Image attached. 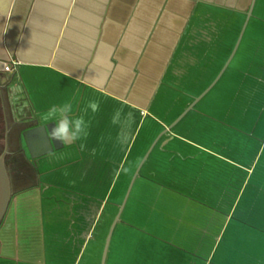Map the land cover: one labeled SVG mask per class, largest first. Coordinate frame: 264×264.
Listing matches in <instances>:
<instances>
[{
  "label": "crops",
  "instance_id": "1",
  "mask_svg": "<svg viewBox=\"0 0 264 264\" xmlns=\"http://www.w3.org/2000/svg\"><path fill=\"white\" fill-rule=\"evenodd\" d=\"M65 101L87 136L31 157ZM0 105V264H101L117 214L102 264H264V0H0Z\"/></svg>",
  "mask_w": 264,
  "mask_h": 264
},
{
  "label": "clouds",
  "instance_id": "2",
  "mask_svg": "<svg viewBox=\"0 0 264 264\" xmlns=\"http://www.w3.org/2000/svg\"><path fill=\"white\" fill-rule=\"evenodd\" d=\"M88 108L93 113L99 111V101L93 100L88 104ZM73 105L65 101L59 106H53L46 112L40 114V119L45 124L52 122L55 126L51 130V135L54 139L62 143H72L84 139L88 134L89 121H86L83 116H73ZM134 122V116L131 112L125 114L123 109H117L113 115L112 123L121 127V132L118 134L117 141L124 144L128 141L131 125ZM83 149L84 145H80Z\"/></svg>",
  "mask_w": 264,
  "mask_h": 264
},
{
  "label": "water",
  "instance_id": "3",
  "mask_svg": "<svg viewBox=\"0 0 264 264\" xmlns=\"http://www.w3.org/2000/svg\"><path fill=\"white\" fill-rule=\"evenodd\" d=\"M249 13H250V10L247 12V16L249 15ZM233 51H234V49L231 51L230 56L232 55ZM230 56H229V58H230ZM219 74H220V72L218 73V75ZM218 75L215 77V79L218 77ZM212 83H210V85ZM208 87H206L199 95L195 96L193 98V100L189 103V105L183 110L182 113H184L187 109H189L195 103V101L208 89ZM181 114L176 119H178L181 116ZM54 126L55 125L52 123L47 124V125L38 124V125L32 126L30 128H27L21 132V135L24 139V142H25V144L29 150L31 157H36V156H39L41 154L47 153V152L51 151L53 148L59 147L62 144V142L54 139L51 135V130L54 128ZM5 133H6V131H5ZM4 141L5 142H4L3 149H2V151H0V223H1L2 218L6 212L7 206H8L9 201H10V197L12 195L11 179H10L9 172H8V169H7L6 164H5V154L7 153V143H6V140H4ZM136 173H137V170L135 171V174ZM117 218H118V214L115 216V218L111 224V227L108 231V235L106 237V241H105L104 249H103L102 263H103V259L105 256L106 247H107L108 239L110 236V232H111L112 226H113L114 222L117 220Z\"/></svg>",
  "mask_w": 264,
  "mask_h": 264
},
{
  "label": "rangeland",
  "instance_id": "4",
  "mask_svg": "<svg viewBox=\"0 0 264 264\" xmlns=\"http://www.w3.org/2000/svg\"><path fill=\"white\" fill-rule=\"evenodd\" d=\"M4 121V114H3V108H1V105H0V144L1 142H3V137H4V134H5V122ZM9 156L7 154H5V158H8ZM10 159V157H9ZM9 165L12 166L13 163L9 161Z\"/></svg>",
  "mask_w": 264,
  "mask_h": 264
},
{
  "label": "built area",
  "instance_id": "5",
  "mask_svg": "<svg viewBox=\"0 0 264 264\" xmlns=\"http://www.w3.org/2000/svg\"><path fill=\"white\" fill-rule=\"evenodd\" d=\"M15 63H16V61H14V60H10V61H8L7 63H5L4 65H3V70L4 71H10V70H13L14 69V65H15Z\"/></svg>",
  "mask_w": 264,
  "mask_h": 264
},
{
  "label": "trees",
  "instance_id": "6",
  "mask_svg": "<svg viewBox=\"0 0 264 264\" xmlns=\"http://www.w3.org/2000/svg\"><path fill=\"white\" fill-rule=\"evenodd\" d=\"M0 138H1V136H0ZM2 148H3V144H2V142H1V144H0V151H2ZM8 156L10 157L11 155H9V153H8ZM9 157L8 158H5V164H6V167H7V169H8V172H9V175H10V172H11V166L9 165Z\"/></svg>",
  "mask_w": 264,
  "mask_h": 264
}]
</instances>
